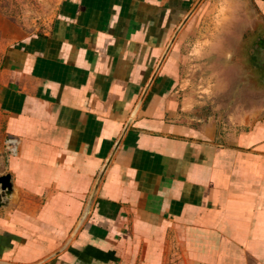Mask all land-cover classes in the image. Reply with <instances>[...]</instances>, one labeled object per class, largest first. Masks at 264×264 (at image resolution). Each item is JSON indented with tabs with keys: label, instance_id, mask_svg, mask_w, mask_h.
I'll return each instance as SVG.
<instances>
[{
	"label": "crops",
	"instance_id": "crops-1",
	"mask_svg": "<svg viewBox=\"0 0 264 264\" xmlns=\"http://www.w3.org/2000/svg\"><path fill=\"white\" fill-rule=\"evenodd\" d=\"M213 54L240 102L191 83ZM0 128V264H264L263 1L62 0L2 56Z\"/></svg>",
	"mask_w": 264,
	"mask_h": 264
},
{
	"label": "rangeland",
	"instance_id": "rangeland-1",
	"mask_svg": "<svg viewBox=\"0 0 264 264\" xmlns=\"http://www.w3.org/2000/svg\"><path fill=\"white\" fill-rule=\"evenodd\" d=\"M61 1L0 0V65L7 47L48 30ZM202 45L203 48H208L205 44ZM240 60H244V57H217L216 54L211 57H190L191 83L201 95L211 96L217 107L238 102L235 93L242 85L240 76L237 79L226 78L222 72L232 64L241 66ZM3 135L0 128V157L6 160Z\"/></svg>",
	"mask_w": 264,
	"mask_h": 264
},
{
	"label": "built area",
	"instance_id": "built-area-1",
	"mask_svg": "<svg viewBox=\"0 0 264 264\" xmlns=\"http://www.w3.org/2000/svg\"><path fill=\"white\" fill-rule=\"evenodd\" d=\"M264 2V0H261ZM21 140L14 135H8L4 140V150L7 160L20 155ZM1 187V185H0Z\"/></svg>",
	"mask_w": 264,
	"mask_h": 264
},
{
	"label": "water",
	"instance_id": "water-1",
	"mask_svg": "<svg viewBox=\"0 0 264 264\" xmlns=\"http://www.w3.org/2000/svg\"><path fill=\"white\" fill-rule=\"evenodd\" d=\"M0 185L4 193L10 194L12 191L11 176L5 175L0 178Z\"/></svg>",
	"mask_w": 264,
	"mask_h": 264
}]
</instances>
